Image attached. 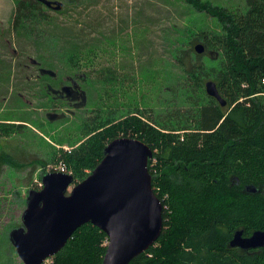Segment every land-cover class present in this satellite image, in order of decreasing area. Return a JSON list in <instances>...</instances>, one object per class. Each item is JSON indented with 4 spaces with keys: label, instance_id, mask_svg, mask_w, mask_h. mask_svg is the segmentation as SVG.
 I'll list each match as a JSON object with an SVG mask.
<instances>
[{
    "label": "trees",
    "instance_id": "obj_1",
    "mask_svg": "<svg viewBox=\"0 0 264 264\" xmlns=\"http://www.w3.org/2000/svg\"><path fill=\"white\" fill-rule=\"evenodd\" d=\"M244 1L246 11L239 12L183 0L215 19L220 30L197 38L186 29L169 42L182 77L178 102L165 111L164 122L138 111L117 118L96 111L90 124L81 125L86 139L57 160L81 182L119 135L136 138L152 150L147 168L162 204V230L129 264H264V247H229L237 230L244 237L264 231V0ZM41 4L18 0L14 29L30 32L32 24L44 20ZM196 43L205 47L203 54H194ZM78 57L69 55L68 63ZM209 80L225 106L206 95L204 83ZM181 99L186 105L181 106ZM247 186L256 192H246ZM106 245V235L86 224L47 264H101Z\"/></svg>",
    "mask_w": 264,
    "mask_h": 264
},
{
    "label": "rangeland",
    "instance_id": "obj_2",
    "mask_svg": "<svg viewBox=\"0 0 264 264\" xmlns=\"http://www.w3.org/2000/svg\"><path fill=\"white\" fill-rule=\"evenodd\" d=\"M17 1L0 0V119L27 123L25 129L11 127L9 133L13 143L26 147L27 158L25 167H6L0 176V264H22L9 233L21 226L25 196L40 189V173H50L62 163L57 161L61 152L86 139L81 125L90 124L96 111L115 118L138 111L164 122L165 111L178 102L182 75L169 42L186 29L197 38L220 30L215 19L195 12L183 0H47L60 2L62 8L41 4L44 20L32 24L29 32L13 27ZM203 1L228 11L247 8L244 0ZM183 47H188L186 41ZM73 54L80 57L68 63ZM202 61L208 63L206 57ZM35 62L54 78L43 77L40 97L31 93L35 86L29 87L23 94L26 101L17 104L23 74H36ZM68 80L82 94L76 106L50 98L45 87L58 89ZM180 104L186 105L182 99ZM66 173L72 174L67 168Z\"/></svg>",
    "mask_w": 264,
    "mask_h": 264
},
{
    "label": "water",
    "instance_id": "obj_3",
    "mask_svg": "<svg viewBox=\"0 0 264 264\" xmlns=\"http://www.w3.org/2000/svg\"><path fill=\"white\" fill-rule=\"evenodd\" d=\"M60 10L57 1L38 0ZM196 54L205 52L201 43L193 46ZM42 72L54 76L50 70ZM207 96L221 106L226 101L216 84L204 83ZM152 150L131 137L111 140L103 150V158L81 182L73 185L71 174L47 172L42 176V189L28 193L21 226L12 229L9 241L22 264H45L65 246L81 226L91 224L107 237L101 264H129L158 239L162 230V204L152 190L148 160ZM246 192L256 188L247 186ZM230 248L255 250L264 247V231L244 237L234 232Z\"/></svg>",
    "mask_w": 264,
    "mask_h": 264
},
{
    "label": "flooded vegetation",
    "instance_id": "obj_4",
    "mask_svg": "<svg viewBox=\"0 0 264 264\" xmlns=\"http://www.w3.org/2000/svg\"><path fill=\"white\" fill-rule=\"evenodd\" d=\"M33 66L37 68V73H30V74H23V81L24 83L19 85V88L17 90V99L15 100V103H21L25 102L23 95L29 87L35 86V92H31L34 96V93L38 96L41 94L44 90V83H43V77L49 76L42 72L43 68L40 66L38 62L33 63ZM51 78H54V76H49ZM35 81V82H33ZM47 93L49 94L50 98L58 101H67L69 104L76 106L77 101L79 100L81 102L82 94L79 92V89L77 85L71 81L68 80V84H64L62 86L59 85L58 89L53 88L51 85H46ZM33 90V88H31ZM41 96V95H40ZM38 96V97H40ZM40 100L42 98H39ZM53 115H49L48 118H52ZM27 126L26 122H13L9 120H2L0 119V176L4 173V169L7 167H13L15 169L23 168L26 166V158H27V149L22 143L16 142L13 143V140L10 139V128H14L16 131H21L25 129ZM36 164H41V162L38 163L36 160ZM68 174V173H66ZM44 174L40 173V183L42 176ZM42 189V183L40 186V189L36 188L34 191H39ZM33 190V189H32ZM31 191V190H29ZM27 192L25 196L24 203L26 204L28 193ZM264 192V189L262 190ZM21 220V219H20Z\"/></svg>",
    "mask_w": 264,
    "mask_h": 264
},
{
    "label": "built area",
    "instance_id": "obj_5",
    "mask_svg": "<svg viewBox=\"0 0 264 264\" xmlns=\"http://www.w3.org/2000/svg\"><path fill=\"white\" fill-rule=\"evenodd\" d=\"M49 171L51 172H61V173H66V167L63 163H60L57 167H53L51 169H49ZM165 198V196H164Z\"/></svg>",
    "mask_w": 264,
    "mask_h": 264
}]
</instances>
